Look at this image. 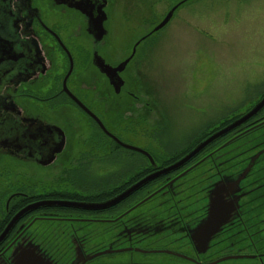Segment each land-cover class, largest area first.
I'll return each instance as SVG.
<instances>
[{
    "label": "flooded vegetation",
    "instance_id": "obj_1",
    "mask_svg": "<svg viewBox=\"0 0 264 264\" xmlns=\"http://www.w3.org/2000/svg\"><path fill=\"white\" fill-rule=\"evenodd\" d=\"M116 5L117 0H0V264H264V108L118 203L82 207L112 199L173 165L264 97L263 91L250 109L180 154L166 148L163 163L158 155L152 156L153 164L146 155L120 146L73 98L115 136L107 118L112 117L115 128L139 104L151 108L141 96L135 62L156 32L153 28L123 51L116 48L111 42ZM104 14L106 34L97 39L89 27ZM104 68L116 69L117 77ZM84 126L87 134L81 133ZM83 136L87 147L80 167L102 157L106 160L98 168L105 169L118 155L121 160L110 164L137 172L115 189L93 191L94 180L72 168L78 167L77 143ZM257 154L239 189L228 195L235 206L232 218L205 245V233L194 236L210 215L213 189L236 179ZM51 171L59 176L48 182L68 183L74 190L46 188Z\"/></svg>",
    "mask_w": 264,
    "mask_h": 264
},
{
    "label": "rangeland",
    "instance_id": "obj_2",
    "mask_svg": "<svg viewBox=\"0 0 264 264\" xmlns=\"http://www.w3.org/2000/svg\"><path fill=\"white\" fill-rule=\"evenodd\" d=\"M117 4L111 42L122 51L177 8L170 22L142 45L135 62L141 96L151 108L139 104L138 111L115 128L111 116L106 120L125 143L158 155L163 163L168 157L166 148L180 154L260 99L264 91V0H117ZM78 116L86 122L80 112ZM88 131L84 126L81 133ZM85 140L83 136L77 143L78 167L72 168L94 180L93 191L115 189L120 180L137 172L110 164L121 160L118 155L99 169L106 160L100 161L99 153L92 155L97 159L88 168L80 167L86 156L82 152L87 147ZM63 173L61 178H65ZM47 175L46 188L74 190L68 183L48 182L59 173ZM107 178L108 185L100 181Z\"/></svg>",
    "mask_w": 264,
    "mask_h": 264
},
{
    "label": "water",
    "instance_id": "obj_3",
    "mask_svg": "<svg viewBox=\"0 0 264 264\" xmlns=\"http://www.w3.org/2000/svg\"><path fill=\"white\" fill-rule=\"evenodd\" d=\"M176 10V6L173 7L165 16V18L154 27L152 32H157L161 30L163 27H165L168 22L171 20L174 12ZM105 19V14L103 18H99L98 21L97 19L93 18L89 30L90 32L97 38L100 39L103 37L104 34H106V30L103 27V20ZM126 64L123 63L118 69L121 70L124 68V65ZM105 72L108 73V75L113 78L114 76L117 77V72L116 69H109V68H104L103 69ZM112 70H114L112 72ZM115 74V75H114ZM122 83L120 82V85ZM73 98L78 102V104L83 107L90 115H92L101 128L110 136L112 137L120 146H123L125 148L140 152L144 155H146L153 164H155L154 159L152 155L145 149L131 145L128 143L123 142L120 140L117 136L112 134L102 123V121L94 114L92 113L87 107L83 105V103L75 96ZM264 108V97L261 98L248 112L245 114L241 115L239 118L235 119L234 121L230 122L226 126L220 128L219 130L213 132L209 136H207L204 140H202L199 144H197L189 153L181 157L179 160H177L173 165L168 166L163 168L160 171L150 173L146 175L145 177L141 178L138 180L136 183L128 187L126 190L123 192L119 193L112 199H109L104 202H96V203H86V204H81L82 207L88 208V209H101V208H106L110 207L116 203H118L120 200L134 192L135 190L139 189L141 186L145 185L147 182L151 181L152 179L156 178L157 176L161 174L168 173L172 170L178 169L179 167L183 166L186 164L188 161H190L193 157H195L198 153H200L205 147L210 145L212 142L216 141L217 139L221 138L225 134L229 133L230 131L240 127L241 125L245 124L247 121H249L252 117L257 115L262 109ZM258 158V154L255 155L252 159L250 164L242 171V173L233 181H230L228 179L223 180L219 182L216 187L213 189L212 194L213 197L211 198V204H210V215L205 222L204 225H202L199 229L196 230V235L194 236L195 238H201L204 233L206 236L205 240V245L208 243V238L211 236V234L214 231H217L224 223L229 221L232 216L233 212L235 210L234 206V201L233 199H228V195L231 194L234 191H237L239 182L245 178V176L250 172L251 168L253 167L255 163V159ZM237 189V190H236ZM62 204L65 205H75V206H80L78 204L80 203H75V202H62ZM199 242V240H198ZM201 242V241H200Z\"/></svg>",
    "mask_w": 264,
    "mask_h": 264
},
{
    "label": "trees",
    "instance_id": "obj_4",
    "mask_svg": "<svg viewBox=\"0 0 264 264\" xmlns=\"http://www.w3.org/2000/svg\"><path fill=\"white\" fill-rule=\"evenodd\" d=\"M235 118V117H234ZM230 122V121H229ZM228 123V122H227ZM226 124V123H225ZM99 142L102 144L104 142V139L99 138Z\"/></svg>",
    "mask_w": 264,
    "mask_h": 264
}]
</instances>
